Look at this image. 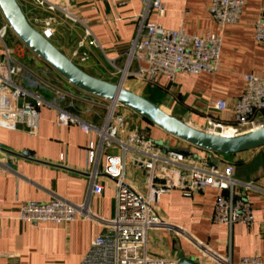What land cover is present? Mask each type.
<instances>
[{
	"label": "crops",
	"instance_id": "0c3cea01",
	"mask_svg": "<svg viewBox=\"0 0 264 264\" xmlns=\"http://www.w3.org/2000/svg\"><path fill=\"white\" fill-rule=\"evenodd\" d=\"M17 1L23 10L36 8L31 0ZM47 1L78 21L74 24L82 29V35H73L72 41L78 39L76 48L81 56L87 55L96 77L114 84H119V71L126 68L130 45L143 24H158L169 30L184 27L189 34L197 36L222 33L217 73L181 74L174 82L161 78L157 85H149V90L144 82L131 78L127 83L130 87L125 88L166 109L165 112L194 129L211 132L213 122L234 124V107L244 90V76L264 74V45L254 39L255 23L264 10V0H247L239 23L224 30H220L208 12L212 0H161L162 15L153 9L146 13L141 0ZM38 12L48 15L45 9ZM54 37L61 38L59 30ZM3 53L0 41V56ZM49 86L51 93H47L46 99L42 97L47 104L40 109L36 136L29 135L23 125L16 130L0 129V210L3 213L0 264H81L92 240L105 231L102 225L85 219L63 225L21 222L19 208L24 203L42 204L63 198L82 205L89 198L90 209L97 217L110 220L115 215L116 182L113 179L101 174L96 183L102 186V193H91L92 167L87 148L91 141L97 140L96 136L85 135L77 126L57 125L58 111L66 110L88 123L103 126L108 103L98 104L97 97L80 91L64 78ZM173 97L176 103H171ZM121 112L128 117L131 129L147 131L151 139L164 148L191 151L195 159L210 161L220 168L231 165L236 179L255 182L264 189V147L233 156L205 152L171 137L126 107ZM130 121H136L137 125L131 126ZM257 121L264 123V113ZM25 153H29V157H23ZM111 153L105 151L102 165L105 156ZM125 182L132 189L144 191L143 172L130 164ZM236 194L252 204L254 223L250 226L228 227L211 221L218 197L215 189L200 191L191 197L179 190L163 195L157 213L162 220L182 230L181 239L178 241L166 230H151L147 255L175 261L183 255L199 264H219L213 261V255L232 264H239L245 257L258 256L264 264V195L245 193L241 189H237Z\"/></svg>",
	"mask_w": 264,
	"mask_h": 264
},
{
	"label": "built area",
	"instance_id": "2783aa9c",
	"mask_svg": "<svg viewBox=\"0 0 264 264\" xmlns=\"http://www.w3.org/2000/svg\"><path fill=\"white\" fill-rule=\"evenodd\" d=\"M31 1L35 10L28 13L23 11L31 25L50 41L55 36L59 14L65 15L73 23L78 22L54 3ZM141 1L145 4L146 13L153 9L159 15L163 14L161 0ZM246 2L212 0L208 12L220 30H224L229 25L239 23ZM44 9L48 13L46 16L36 12ZM10 29L7 23L0 27V41L4 50L0 56V129L16 130L23 125L29 135L36 136L40 109L47 103L41 96L16 82L15 77L26 68L5 42ZM254 39L257 44L264 45V10L255 23ZM222 46V33L197 36L189 34L184 27L169 30L158 24H143L130 45L126 68L119 71V85L125 88L131 78L154 86L161 78L174 82L181 74H215L220 69ZM76 56L77 53H74L73 57ZM87 60L84 54L81 62ZM244 82L243 93L234 107V124L213 122L210 133L237 136L264 126L257 121L259 115L264 113V74L246 75ZM97 99L100 102L95 103L109 105L103 126L88 123L66 110L58 111L57 125L77 126L85 135L96 136L97 140L91 141L87 148L92 167L89 175L93 186L91 193H102V186L96 183L101 174L116 182L114 217L110 220L97 217L90 209L89 198L82 205L55 198L42 204H22L19 221L63 225L85 219L102 225L104 233L92 240L90 251L81 264H177L175 260L151 258L146 253L151 230H166L181 238L179 233L182 230L162 220L157 213L161 197L175 190L191 197L197 192L215 189L218 197L211 216L214 224L232 227L254 223L252 204L238 197L236 190L264 195V189L257 183L236 179L235 169L231 165L220 168L210 161L187 157L178 149L164 148L151 139L147 131L131 129L128 117L121 112L125 107L120 103ZM107 150L112 153L105 156V164L102 165L101 160ZM129 164L143 172L144 191L139 192L126 185ZM2 215L0 210V219ZM211 258L219 264H232L215 255ZM239 264H262V260L258 256L245 257Z\"/></svg>",
	"mask_w": 264,
	"mask_h": 264
},
{
	"label": "water",
	"instance_id": "95a60500",
	"mask_svg": "<svg viewBox=\"0 0 264 264\" xmlns=\"http://www.w3.org/2000/svg\"><path fill=\"white\" fill-rule=\"evenodd\" d=\"M0 11L17 38L36 56L46 62L62 78L80 91L91 96L117 101L157 127L191 147L222 156H233L264 147V126L237 136H222L190 127L171 116L143 96L127 90L119 84L91 76L63 54L52 41L31 25L17 0H0ZM191 157V151H181ZM23 157H29L25 153ZM178 241L180 237L173 234ZM177 264H199L180 256Z\"/></svg>",
	"mask_w": 264,
	"mask_h": 264
},
{
	"label": "rangeland",
	"instance_id": "374dc122",
	"mask_svg": "<svg viewBox=\"0 0 264 264\" xmlns=\"http://www.w3.org/2000/svg\"><path fill=\"white\" fill-rule=\"evenodd\" d=\"M20 4V3H19ZM29 12L28 9H24ZM38 14L39 12L36 11ZM41 13V12H40ZM59 26L57 25L56 30H59L60 39H54L52 38L53 44L63 53L67 54V57L76 63L83 71L90 74L91 76L96 77V71L92 67L93 64L90 63V61L81 62V54L80 50H78L77 47V40L72 41L73 35H82V29L77 28L76 25L69 19L65 17L63 14H59L58 17ZM7 23L5 18L3 17L1 11H0V24ZM63 23V24H62ZM59 27V28H58ZM76 31V33H75ZM56 34V33H55ZM5 42L9 49H11L14 52V55L16 59L26 68L21 70V72L18 74L17 77H15V80L18 84L22 85L29 91H32L35 94H38L39 96L45 98L47 93H51V86L55 85L57 82V79H63L56 71H54L47 63H45L43 60H41L38 56H36L34 53H32L14 34V32L10 29L7 37L5 39ZM77 52V56L73 57L72 53ZM91 64V65H89ZM93 75H92V74ZM99 77L102 75H98ZM98 78V77H96ZM130 81V79L126 82V87H130V84H127ZM143 85L147 86V84ZM149 86L147 89L149 90ZM134 88V87H131ZM139 90V89H138ZM143 93V92H142ZM53 97V96H52ZM46 99V98H45ZM52 99V98H51ZM171 100V103H176V98L173 97ZM166 111V109H165ZM131 117V116H130ZM136 121H130L131 126H136ZM264 125V123H263ZM139 127V126H138Z\"/></svg>",
	"mask_w": 264,
	"mask_h": 264
}]
</instances>
